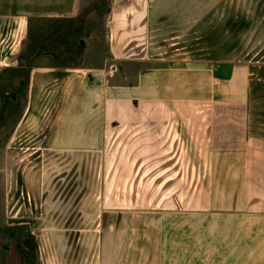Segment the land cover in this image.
I'll return each mask as SVG.
<instances>
[{"label": "crops", "instance_id": "crops-1", "mask_svg": "<svg viewBox=\"0 0 264 264\" xmlns=\"http://www.w3.org/2000/svg\"><path fill=\"white\" fill-rule=\"evenodd\" d=\"M4 96L0 264H264V0H0Z\"/></svg>", "mask_w": 264, "mask_h": 264}, {"label": "rangeland", "instance_id": "rangeland-1", "mask_svg": "<svg viewBox=\"0 0 264 264\" xmlns=\"http://www.w3.org/2000/svg\"><path fill=\"white\" fill-rule=\"evenodd\" d=\"M89 23H91L89 25L90 29L89 31V37L90 35L92 36H96L97 34H102L103 33V27H102V23L103 20H93L90 21ZM47 27H45L46 30ZM92 28V30H91ZM44 38H46V35L44 34ZM46 42V40L44 41V43ZM182 45H179V47H181ZM77 49L81 50V45L77 44ZM83 58H76V59H71L68 60L69 64L71 65H78L82 63ZM20 81L22 79H24V76L21 75L18 78ZM19 81V87L20 88V84L21 87H23V83H20ZM22 82V81H21ZM24 93V92H22ZM24 109L23 105H18V107L16 108V110H14V112L9 113V117L7 119V116L5 114V119L4 120H0V131H1V141L2 144L5 143V145H8L10 143V141L13 139V144L11 145V150L9 151V163L11 165L12 168H14L15 170L18 171L19 174L23 173V174H27V171H29V161L30 159H32L33 157L30 156L29 152L31 151V143L29 144V138H25V131L18 129L17 130V121L21 115L22 110ZM1 119V117H0ZM18 132V133H17ZM17 133V134H16ZM24 133V135L21 136V134ZM30 149V150H29ZM11 152V153H10ZM27 169V171H26ZM25 200V199H24ZM27 206L24 203H20V202H15V203H11V205L8 206V211L5 209V212L8 213L10 216L17 214H25V213H29V208H26ZM2 213V210H0ZM15 216V215H14ZM16 217H20V216H16ZM27 231V229L25 230H13V232H18V234L14 237L16 242L18 243L20 249H21V258H22V264L26 263V260L28 259L27 257H34L35 262L34 264L37 263L36 261V255H37V241H36V237L33 235H28V238L26 239L23 235V233H25ZM12 232V233H13ZM3 234V232H2ZM5 237V238H4ZM2 236L1 237V243L2 246L5 247L4 244V240H7L6 236ZM14 240V241H15ZM28 242L29 246L32 248V251H30L26 246L24 241ZM8 245V244H6Z\"/></svg>", "mask_w": 264, "mask_h": 264}, {"label": "water", "instance_id": "water-1", "mask_svg": "<svg viewBox=\"0 0 264 264\" xmlns=\"http://www.w3.org/2000/svg\"><path fill=\"white\" fill-rule=\"evenodd\" d=\"M31 63H32V61H31ZM4 98L6 99V103H5V105L2 107V109L0 111V117H1L0 120H4L5 119V110L10 105L11 101L14 100L16 97L15 96H4ZM28 235H29L28 233H25L24 234V237L27 239L28 238ZM24 243H25V246L30 251H32V248L29 246L27 240Z\"/></svg>", "mask_w": 264, "mask_h": 264}, {"label": "trees", "instance_id": "trees-1", "mask_svg": "<svg viewBox=\"0 0 264 264\" xmlns=\"http://www.w3.org/2000/svg\"><path fill=\"white\" fill-rule=\"evenodd\" d=\"M28 259L26 260V263L25 264H34V262H35V259H34V257H27Z\"/></svg>", "mask_w": 264, "mask_h": 264}]
</instances>
